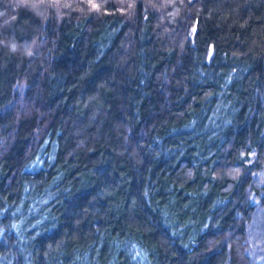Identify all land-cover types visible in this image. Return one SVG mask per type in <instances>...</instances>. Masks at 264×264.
<instances>
[{
  "label": "trees",
  "instance_id": "1",
  "mask_svg": "<svg viewBox=\"0 0 264 264\" xmlns=\"http://www.w3.org/2000/svg\"><path fill=\"white\" fill-rule=\"evenodd\" d=\"M264 0H0V264H254Z\"/></svg>",
  "mask_w": 264,
  "mask_h": 264
},
{
  "label": "rangeland",
  "instance_id": "2",
  "mask_svg": "<svg viewBox=\"0 0 264 264\" xmlns=\"http://www.w3.org/2000/svg\"><path fill=\"white\" fill-rule=\"evenodd\" d=\"M251 254L254 264H264V211L257 213L252 225Z\"/></svg>",
  "mask_w": 264,
  "mask_h": 264
}]
</instances>
